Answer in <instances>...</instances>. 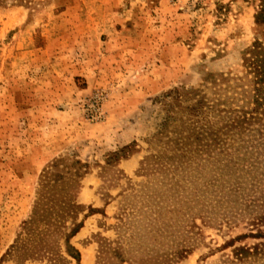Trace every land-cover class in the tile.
Masks as SVG:
<instances>
[{"label":"rangeland","instance_id":"rangeland-1","mask_svg":"<svg viewBox=\"0 0 264 264\" xmlns=\"http://www.w3.org/2000/svg\"><path fill=\"white\" fill-rule=\"evenodd\" d=\"M259 11L260 0H5L0 264H19L6 254L41 207L71 201L79 210L53 232L60 264H76L63 237L78 224L80 264L107 243L135 264H264V221L250 225L264 218V148L224 142L253 107L244 61L264 41ZM242 247L254 253L235 263Z\"/></svg>","mask_w":264,"mask_h":264},{"label":"trees","instance_id":"trees-1","mask_svg":"<svg viewBox=\"0 0 264 264\" xmlns=\"http://www.w3.org/2000/svg\"><path fill=\"white\" fill-rule=\"evenodd\" d=\"M5 0H0V7L3 5ZM255 25L264 26V0H260V11L255 16ZM244 68L247 75L250 77L253 88V107L249 112H239L234 115V118L229 119V123L225 126V141H234L237 137L242 146L253 145L257 148H264V41L255 40L249 49L248 57L244 61ZM208 128L204 130L202 127L197 133L198 138L207 134ZM214 136L212 141H216L217 133L209 134V137ZM190 138V137H189ZM188 138V139H189ZM258 150V149H256ZM256 155L264 156V149L255 151ZM249 166V165H248ZM229 176V175H227ZM226 176V177H227ZM47 180L51 178H58L57 175H47ZM63 178V177H62ZM61 180H55L59 182ZM72 183V181L70 180ZM254 182V181H251ZM254 185V184H252ZM79 186L76 184V189ZM239 186L236 185L234 189L230 191H238ZM46 194L43 195V199L46 200ZM46 206V205H45ZM37 208V207H36ZM35 208V210H36ZM79 206L76 205L75 201H71L62 207L60 210L53 208L45 209L41 207L40 219L32 220L25 224L24 234L21 238L15 242L11 247V250L6 254V257L15 258L17 263L26 264L27 262H35L47 260L51 264H60V260H64L61 255L54 251L53 246V232L54 230L66 228V219L70 218L73 213L79 210ZM65 218V219H64ZM64 219V222H63ZM264 221V218H253L250 222L251 226H257ZM39 224H43L44 229L36 231ZM80 224L75 225L71 232L64 235V253L66 257L73 260L76 264H80V255L70 245V239H72L79 229ZM261 233L258 232L256 235L259 236ZM114 244V248L112 247ZM188 251L183 250L176 253V257L182 258ZM254 250L248 248H236L233 250V261L235 263H243L245 260L253 255ZM58 258V259H57ZM135 264L123 256V249L118 243H107L101 247L98 256L97 264Z\"/></svg>","mask_w":264,"mask_h":264}]
</instances>
